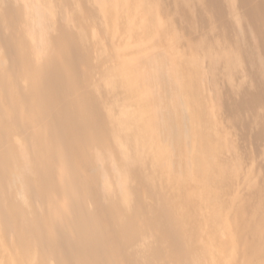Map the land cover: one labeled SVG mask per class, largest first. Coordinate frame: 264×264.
<instances>
[{
	"label": "bare ground",
	"instance_id": "bare-ground-1",
	"mask_svg": "<svg viewBox=\"0 0 264 264\" xmlns=\"http://www.w3.org/2000/svg\"><path fill=\"white\" fill-rule=\"evenodd\" d=\"M174 7L194 33L221 27L235 41L215 49L207 36L193 49L213 85L228 82L222 104L264 107V0ZM169 10L155 0H0V264L213 260V181L230 174L200 95L205 70L155 44L172 37L161 21ZM138 26L148 42L121 51V30L133 38ZM243 68L250 88L234 85ZM252 200L245 264H264V179Z\"/></svg>",
	"mask_w": 264,
	"mask_h": 264
},
{
	"label": "rangeland",
	"instance_id": "rangeland-1",
	"mask_svg": "<svg viewBox=\"0 0 264 264\" xmlns=\"http://www.w3.org/2000/svg\"><path fill=\"white\" fill-rule=\"evenodd\" d=\"M155 1L170 8L169 11L161 15V21L164 26H168L171 28L170 30H173L169 41L162 43H160L161 41H156L157 43L155 44L166 48V50L168 49L173 56L200 62L202 70H205L203 71V76L207 77H203L201 82L200 95L203 103L208 108L207 111L212 121L213 143L218 142L222 146L218 158L219 166L230 174L227 182L223 181L220 172L217 173V177L213 181L214 188L211 197L215 204H221L222 207L217 209L218 213L221 210L222 214H219L220 218L216 221L219 225L215 224V234L217 236L211 234L206 241L212 248L213 260H210V264H245L248 256L246 246L253 239L247 228L257 212V201H251V197L257 192L264 179V138L259 135L261 125L258 121L259 116H264V107L261 106L255 111H249L246 109L235 110L231 103L229 105L222 104L220 91L221 89L224 91L226 89L225 86H229V84L227 85L228 82L220 75L221 78L218 80V84L220 83L219 87L218 84L216 86L213 85L209 79L211 74L209 72L208 59L203 60L205 56L193 50L207 36L214 39L215 49L220 47V41L225 42L228 48L235 49L233 38H225L221 27H217V32L214 35L194 33L185 21L183 12L175 10L174 0ZM143 16V14L136 15L137 25L139 22H141V25L144 23L145 19ZM143 29L147 28L144 27ZM143 29L142 27L138 28V34H134L137 37L132 35L133 38L125 30H121L119 36L115 39L116 46L121 51L135 52L144 38L145 40L150 38H148L149 32H147V36L143 35V33H146V31L143 32ZM216 42L218 45H216ZM151 44L153 46V43ZM109 53L112 54L111 46ZM236 75L235 87H251L247 69L239 70ZM220 87L222 88L220 89ZM231 178L232 180L230 181ZM194 183H196L194 184L195 187L193 183L191 186L196 189L198 181ZM249 201L250 204L246 212V208L241 209V207ZM233 221L239 222V229H232ZM231 224L232 228H230Z\"/></svg>",
	"mask_w": 264,
	"mask_h": 264
}]
</instances>
